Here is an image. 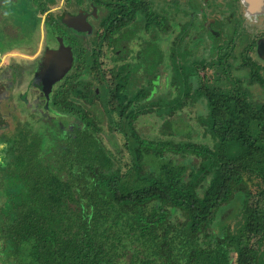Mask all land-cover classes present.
Here are the masks:
<instances>
[{"label":"trees","instance_id":"trees-1","mask_svg":"<svg viewBox=\"0 0 264 264\" xmlns=\"http://www.w3.org/2000/svg\"><path fill=\"white\" fill-rule=\"evenodd\" d=\"M153 72L100 84L107 130L79 113L0 148V264H264V98L224 63L175 60L169 94ZM198 102L208 140H177L172 117ZM150 113L163 135L139 132Z\"/></svg>","mask_w":264,"mask_h":264},{"label":"flooded vegetation","instance_id":"flooded-vegetation-1","mask_svg":"<svg viewBox=\"0 0 264 264\" xmlns=\"http://www.w3.org/2000/svg\"><path fill=\"white\" fill-rule=\"evenodd\" d=\"M175 60L229 65L264 98V0H0V148L30 115L96 113L101 83L153 81L156 65L166 82Z\"/></svg>","mask_w":264,"mask_h":264},{"label":"rangeland","instance_id":"rangeland-1","mask_svg":"<svg viewBox=\"0 0 264 264\" xmlns=\"http://www.w3.org/2000/svg\"><path fill=\"white\" fill-rule=\"evenodd\" d=\"M202 53H204L205 56L208 55L207 51L202 52ZM160 66H162V67H158V66H154V67H157L158 73L162 74L165 67L163 68V65H160ZM211 72H212L211 70H207V71L202 70L201 74L207 73L209 76H211ZM137 84L143 85V84H145V82L144 83L138 82ZM159 88H161V90L159 92L166 93V94H169V92H170V87L167 85V83H165V81L159 83ZM203 113H205V107L201 102H198L191 107H187V108L181 110L180 112H177L171 119L172 128L170 130H168L172 133L170 135L175 137L177 140H185L188 138V133L192 131V134H193L192 138H194L195 140H198V141L208 140V138H206L204 136L203 127H201V125L198 121L199 116ZM95 115L100 117V119L102 120L101 121L102 127L105 130H107L109 127L108 118L105 115L101 114L100 112L95 113ZM66 117H68V116L63 115L62 119L66 118ZM73 119H75V118H73ZM73 119L71 117L68 118L69 122H71V123H72ZM28 125L30 126L31 129H33V131L35 133H38L39 135H43V133H41V131L43 130L42 127L44 124L42 123V121L40 119L38 120L36 118V115H32V116L30 115L28 117ZM136 125H137V128H138L140 133L145 134L149 137H156V135H158V134L163 135L162 131H161L162 121L160 119H158L154 115V113L153 114L150 113V114H147L145 116L140 117L138 122L136 123ZM104 139H105V142L109 144L110 141L113 140V137H111L105 133ZM117 139L120 142H122V139H123L122 135L118 134ZM260 204H261V206H264V200H262L260 202ZM0 205H1V202H0ZM238 208H239V202H237L234 207L230 208V210L228 211V214L223 216L224 218L228 217V221H230L232 226L236 222V217H238V216H236L237 212H238ZM253 240H252V242H253ZM256 243H257V240L255 239L254 244H256ZM248 246L250 247L249 243H248ZM248 255H246L245 253H242V258L243 257L254 258L255 251L251 250V252L248 253Z\"/></svg>","mask_w":264,"mask_h":264},{"label":"water","instance_id":"water-1","mask_svg":"<svg viewBox=\"0 0 264 264\" xmlns=\"http://www.w3.org/2000/svg\"><path fill=\"white\" fill-rule=\"evenodd\" d=\"M60 54H61V51H59L58 53H55V55H56V58H58V60H59V57H61L60 56ZM59 56V57H58ZM67 62V61H66ZM70 62H71V60L68 62V65H67V67H66V65H65V62L64 63H62V61H58L57 62V64L55 65V68H57V73H58V71H60V69H62V68H68L69 67V65H70ZM57 73H55L54 75L56 76L57 75ZM53 77V81H55L56 79H57V77L56 78H54V76H52ZM52 83H54V82H49V83H46V86H47V92H49V89H50V86L52 85ZM240 203V202H239Z\"/></svg>","mask_w":264,"mask_h":264}]
</instances>
